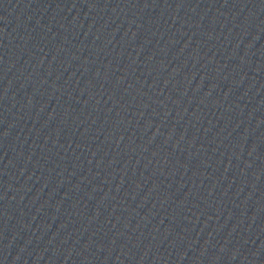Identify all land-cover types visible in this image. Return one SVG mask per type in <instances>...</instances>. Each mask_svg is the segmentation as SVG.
I'll use <instances>...</instances> for the list:
<instances>
[{"label":"water","instance_id":"95a60500","mask_svg":"<svg viewBox=\"0 0 264 264\" xmlns=\"http://www.w3.org/2000/svg\"><path fill=\"white\" fill-rule=\"evenodd\" d=\"M0 264H264V0H0Z\"/></svg>","mask_w":264,"mask_h":264}]
</instances>
